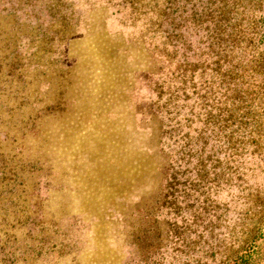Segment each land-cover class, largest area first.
<instances>
[{
	"label": "rangeland",
	"instance_id": "1",
	"mask_svg": "<svg viewBox=\"0 0 264 264\" xmlns=\"http://www.w3.org/2000/svg\"><path fill=\"white\" fill-rule=\"evenodd\" d=\"M213 1L0 0V240L51 249L0 258L264 264V44Z\"/></svg>",
	"mask_w": 264,
	"mask_h": 264
},
{
	"label": "trees",
	"instance_id": "2",
	"mask_svg": "<svg viewBox=\"0 0 264 264\" xmlns=\"http://www.w3.org/2000/svg\"><path fill=\"white\" fill-rule=\"evenodd\" d=\"M177 0H159L160 5V12H159V18L160 20V28H164V32L167 34V38L171 39L172 33L174 32V8ZM214 3L221 4L219 18L217 20H214L212 18V22H215L217 26L219 24H224V22L229 21V19H232L234 17H231L232 11L235 6H237L238 13L243 14V21H247L249 24H253L255 26L253 35L260 44H264V0H216ZM259 14V15H257ZM253 26V28H254ZM219 28V27H217ZM264 69V66H263ZM0 74V78H1ZM1 87V84H0ZM46 232V231H45ZM44 232V233H45ZM42 233V234H44ZM49 234H45L44 237H48ZM254 234H251V238ZM35 235L34 233H31V230H28V233L26 237L21 240L19 238L12 239L10 241L3 242L2 239L0 240V248L4 251L11 252V253H17L22 255L24 250H26V254L24 258H31L33 261L41 262L46 259L50 255V248H46L44 244H35L34 241L30 244H26L25 242L29 240L30 238H33ZM261 237L260 235L253 236V243L251 244H257V240H259ZM41 243H45L42 242ZM55 249L54 247H52ZM12 249V250H10ZM252 250V249H251ZM248 250L245 255H242L238 257V259L233 264H256L254 263V260L252 258V251ZM30 252V254H29ZM23 256V255H22ZM23 258V259H24ZM0 264H16L15 260H12L11 262L8 260H5L3 258H0Z\"/></svg>",
	"mask_w": 264,
	"mask_h": 264
}]
</instances>
